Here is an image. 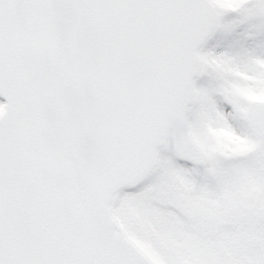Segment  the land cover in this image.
<instances>
[{
    "label": "snow or ice",
    "instance_id": "obj_1",
    "mask_svg": "<svg viewBox=\"0 0 264 264\" xmlns=\"http://www.w3.org/2000/svg\"><path fill=\"white\" fill-rule=\"evenodd\" d=\"M0 264H264V0H0Z\"/></svg>",
    "mask_w": 264,
    "mask_h": 264
}]
</instances>
